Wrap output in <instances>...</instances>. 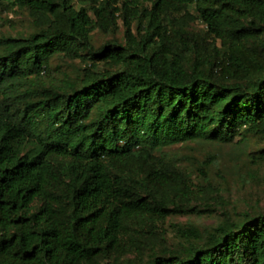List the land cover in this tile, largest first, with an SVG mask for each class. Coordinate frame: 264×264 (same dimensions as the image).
Instances as JSON below:
<instances>
[{"label":"trees","instance_id":"trees-1","mask_svg":"<svg viewBox=\"0 0 264 264\" xmlns=\"http://www.w3.org/2000/svg\"><path fill=\"white\" fill-rule=\"evenodd\" d=\"M14 3L38 28L0 35V264H264V212L146 263L115 257L129 229L182 211L170 192L195 193L165 146L264 133V0H0ZM119 19L125 43L93 48ZM58 54L90 67L46 82Z\"/></svg>","mask_w":264,"mask_h":264},{"label":"rangeland","instance_id":"rangeland-1","mask_svg":"<svg viewBox=\"0 0 264 264\" xmlns=\"http://www.w3.org/2000/svg\"><path fill=\"white\" fill-rule=\"evenodd\" d=\"M184 27L203 31L200 19L189 20ZM38 28L37 21L24 5L14 3L8 8L0 4V35L25 36ZM124 25L103 33L98 28L91 32V43L97 48L106 42L124 44ZM131 29L135 32L134 24ZM259 37L248 36V43L256 44ZM48 82L76 79L88 71L90 59L86 54L70 56L58 54L51 58ZM99 67L107 66L98 62ZM158 156L178 165L190 181L195 193L181 197L169 193L170 199L182 211L173 212L152 224L135 225L126 233L129 250L116 254L121 263H146L153 252L163 253L192 241L186 232L196 230L207 234L216 224L226 219H238L244 212H264V133L242 129L228 141L201 137L165 146ZM112 259V258H111Z\"/></svg>","mask_w":264,"mask_h":264}]
</instances>
